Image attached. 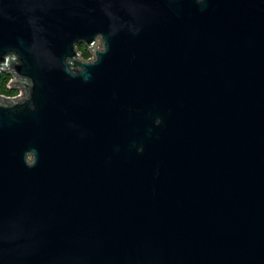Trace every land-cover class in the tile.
<instances>
[{"label":"water","instance_id":"1","mask_svg":"<svg viewBox=\"0 0 264 264\" xmlns=\"http://www.w3.org/2000/svg\"><path fill=\"white\" fill-rule=\"evenodd\" d=\"M2 71L0 264H264V0H0Z\"/></svg>","mask_w":264,"mask_h":264},{"label":"trees","instance_id":"2","mask_svg":"<svg viewBox=\"0 0 264 264\" xmlns=\"http://www.w3.org/2000/svg\"><path fill=\"white\" fill-rule=\"evenodd\" d=\"M78 47L82 52L84 58H90L92 56L91 52L85 44H79ZM13 77L14 76L12 74L6 71L0 72V95L13 97L20 93V89L13 88L10 83Z\"/></svg>","mask_w":264,"mask_h":264},{"label":"built area","instance_id":"3","mask_svg":"<svg viewBox=\"0 0 264 264\" xmlns=\"http://www.w3.org/2000/svg\"><path fill=\"white\" fill-rule=\"evenodd\" d=\"M22 94V90H20V93L18 94V95H16V96H19V95H21ZM16 96H13V97H16Z\"/></svg>","mask_w":264,"mask_h":264},{"label":"rangeland","instance_id":"4","mask_svg":"<svg viewBox=\"0 0 264 264\" xmlns=\"http://www.w3.org/2000/svg\"><path fill=\"white\" fill-rule=\"evenodd\" d=\"M22 90V89H21ZM22 93H23V90H22Z\"/></svg>","mask_w":264,"mask_h":264}]
</instances>
